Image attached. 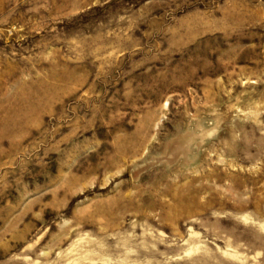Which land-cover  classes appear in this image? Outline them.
<instances>
[{
    "label": "rangeland",
    "instance_id": "1",
    "mask_svg": "<svg viewBox=\"0 0 264 264\" xmlns=\"http://www.w3.org/2000/svg\"><path fill=\"white\" fill-rule=\"evenodd\" d=\"M0 264H264V0H0Z\"/></svg>",
    "mask_w": 264,
    "mask_h": 264
}]
</instances>
